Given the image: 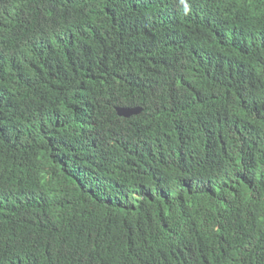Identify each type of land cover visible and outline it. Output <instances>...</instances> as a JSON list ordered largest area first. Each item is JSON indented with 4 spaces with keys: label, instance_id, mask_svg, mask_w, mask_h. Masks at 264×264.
I'll use <instances>...</instances> for the list:
<instances>
[{
    "label": "trees",
    "instance_id": "16d2710c",
    "mask_svg": "<svg viewBox=\"0 0 264 264\" xmlns=\"http://www.w3.org/2000/svg\"><path fill=\"white\" fill-rule=\"evenodd\" d=\"M0 264H264V0H0Z\"/></svg>",
    "mask_w": 264,
    "mask_h": 264
},
{
    "label": "water",
    "instance_id": "95a60500",
    "mask_svg": "<svg viewBox=\"0 0 264 264\" xmlns=\"http://www.w3.org/2000/svg\"><path fill=\"white\" fill-rule=\"evenodd\" d=\"M140 112V108H116V113L118 116L130 117L136 115Z\"/></svg>",
    "mask_w": 264,
    "mask_h": 264
}]
</instances>
